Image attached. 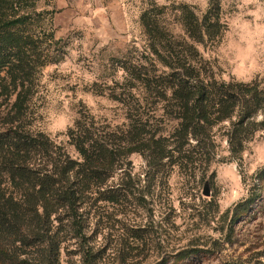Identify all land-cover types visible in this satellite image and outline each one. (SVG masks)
Segmentation results:
<instances>
[{
	"label": "trees",
	"instance_id": "1",
	"mask_svg": "<svg viewBox=\"0 0 264 264\" xmlns=\"http://www.w3.org/2000/svg\"><path fill=\"white\" fill-rule=\"evenodd\" d=\"M177 18L183 36L155 9L144 12L141 54L123 63V81L108 95L125 108L127 125L113 128L80 112L66 133L75 158L31 128L43 70L64 60L65 45L35 0H0V264H60L84 215L119 202L108 184L130 155H145L168 176L174 166L210 162L213 129L225 121L237 117L228 139L236 156L264 130V121L255 122L264 112V79L218 80L199 49L217 45L228 29L221 0H210L203 14L179 6Z\"/></svg>",
	"mask_w": 264,
	"mask_h": 264
},
{
	"label": "rangeland",
	"instance_id": "2",
	"mask_svg": "<svg viewBox=\"0 0 264 264\" xmlns=\"http://www.w3.org/2000/svg\"><path fill=\"white\" fill-rule=\"evenodd\" d=\"M35 2L46 28L65 45V58L43 70L31 128L77 158L66 133L80 112L113 128L127 125L125 108L108 95L123 81V63L141 54L144 12L155 9L172 33L183 36L178 7L203 14L210 0ZM221 6L228 27L223 39L199 46L213 74L223 81L264 79V0H221ZM236 119L213 129L210 162L174 166L162 176L145 155H130L108 184L119 202L84 215L63 243L59 263L264 264V130L236 156L228 141ZM261 121L264 112L255 119Z\"/></svg>",
	"mask_w": 264,
	"mask_h": 264
},
{
	"label": "water",
	"instance_id": "3",
	"mask_svg": "<svg viewBox=\"0 0 264 264\" xmlns=\"http://www.w3.org/2000/svg\"><path fill=\"white\" fill-rule=\"evenodd\" d=\"M204 195L209 196V191H208V188L207 187H206V190L204 192Z\"/></svg>",
	"mask_w": 264,
	"mask_h": 264
}]
</instances>
